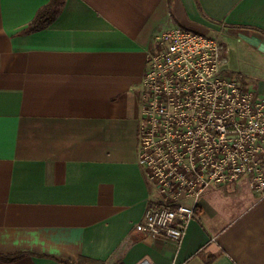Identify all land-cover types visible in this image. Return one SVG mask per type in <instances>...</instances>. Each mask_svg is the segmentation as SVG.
I'll use <instances>...</instances> for the list:
<instances>
[{
	"label": "crops",
	"instance_id": "obj_1",
	"mask_svg": "<svg viewBox=\"0 0 264 264\" xmlns=\"http://www.w3.org/2000/svg\"><path fill=\"white\" fill-rule=\"evenodd\" d=\"M47 1L0 0V254L24 253L0 264H264V196L244 178L206 189L178 243L135 230L153 195L137 125L154 36L220 33L244 74L242 55L264 61V0H64L28 28Z\"/></svg>",
	"mask_w": 264,
	"mask_h": 264
},
{
	"label": "built area",
	"instance_id": "obj_2",
	"mask_svg": "<svg viewBox=\"0 0 264 264\" xmlns=\"http://www.w3.org/2000/svg\"><path fill=\"white\" fill-rule=\"evenodd\" d=\"M154 41L137 125L153 195L135 230L178 243L206 189L244 178L264 196V92L229 76L220 33L176 25Z\"/></svg>",
	"mask_w": 264,
	"mask_h": 264
},
{
	"label": "trees",
	"instance_id": "obj_3",
	"mask_svg": "<svg viewBox=\"0 0 264 264\" xmlns=\"http://www.w3.org/2000/svg\"><path fill=\"white\" fill-rule=\"evenodd\" d=\"M64 3V0H48L46 4L41 6L34 18L30 21L28 28L37 29L45 26L60 10ZM23 252H18L15 254L1 255L2 260L12 261L23 256ZM63 264H103V261L80 255L75 260L58 258Z\"/></svg>",
	"mask_w": 264,
	"mask_h": 264
},
{
	"label": "rangeland",
	"instance_id": "obj_4",
	"mask_svg": "<svg viewBox=\"0 0 264 264\" xmlns=\"http://www.w3.org/2000/svg\"><path fill=\"white\" fill-rule=\"evenodd\" d=\"M205 33L209 35H213L212 33H208L206 31ZM234 51L236 52L237 57L239 58L237 49H234ZM234 57L236 58V55L229 56L230 58L228 62L229 76H232L237 79H239V77L241 76L242 84L251 90L253 89V86L259 82V80H264V61L258 63L260 67L257 68L255 65L252 64L253 61L251 58L246 57L245 59L244 56L242 55V61L241 64L239 65V68H243L245 70V73L241 74L239 70L235 69V67L233 66L234 63H231V58ZM242 62H244L243 65ZM250 75H254V77Z\"/></svg>",
	"mask_w": 264,
	"mask_h": 264
}]
</instances>
